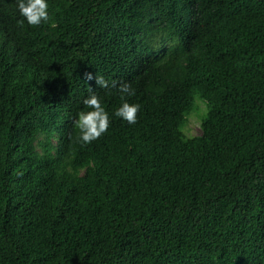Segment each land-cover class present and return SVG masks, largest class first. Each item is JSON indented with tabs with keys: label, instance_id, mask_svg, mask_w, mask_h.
Segmentation results:
<instances>
[{
	"label": "trees",
	"instance_id": "obj_1",
	"mask_svg": "<svg viewBox=\"0 0 264 264\" xmlns=\"http://www.w3.org/2000/svg\"><path fill=\"white\" fill-rule=\"evenodd\" d=\"M48 5L0 0V264H264V0Z\"/></svg>",
	"mask_w": 264,
	"mask_h": 264
},
{
	"label": "clouds",
	"instance_id": "obj_2",
	"mask_svg": "<svg viewBox=\"0 0 264 264\" xmlns=\"http://www.w3.org/2000/svg\"><path fill=\"white\" fill-rule=\"evenodd\" d=\"M16 6L19 15L23 17V20L19 21L20 24L26 22L28 25L35 26L50 21L48 0H16ZM52 27H55V24H52ZM85 75L88 80L93 79L91 73H86ZM95 81L102 88L109 86L103 76H95ZM118 90L121 96V103L114 110L113 115L128 124H135L137 113L141 106L139 103H130L125 99L126 96H133L135 90L127 82L120 84ZM17 95L22 96L24 93ZM82 103L85 109L77 112L73 124L79 132V140L87 144L96 140L108 130L110 116L95 91L90 90V94L83 99Z\"/></svg>",
	"mask_w": 264,
	"mask_h": 264
},
{
	"label": "rangeland",
	"instance_id": "obj_3",
	"mask_svg": "<svg viewBox=\"0 0 264 264\" xmlns=\"http://www.w3.org/2000/svg\"><path fill=\"white\" fill-rule=\"evenodd\" d=\"M195 122V120H193ZM188 133L190 136H197L200 133L199 128L196 125H192L189 129H188Z\"/></svg>",
	"mask_w": 264,
	"mask_h": 264
}]
</instances>
